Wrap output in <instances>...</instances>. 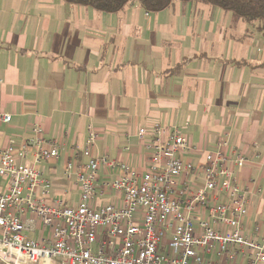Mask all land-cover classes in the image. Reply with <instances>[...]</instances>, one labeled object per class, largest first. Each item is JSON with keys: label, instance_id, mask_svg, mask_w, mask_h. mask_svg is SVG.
<instances>
[{"label": "crops", "instance_id": "0c3cea01", "mask_svg": "<svg viewBox=\"0 0 264 264\" xmlns=\"http://www.w3.org/2000/svg\"><path fill=\"white\" fill-rule=\"evenodd\" d=\"M0 147H19L42 129L40 147L58 148L59 159L37 166L50 197L76 205V173L88 126L97 134L94 155L143 171L149 138L140 128H179L199 154L226 138L246 157L238 174L242 188H260L248 209L244 234L255 235L264 214V38L224 11L201 3L174 2L157 12L130 3L114 14L63 0H0ZM168 130V131H169ZM146 142V143H145ZM35 147L26 160L31 165ZM77 159L70 178L65 164ZM97 204L116 201L101 184ZM253 191V189H251ZM27 240L46 242L48 233L27 214ZM211 264H230L208 256ZM237 252L234 264H247Z\"/></svg>", "mask_w": 264, "mask_h": 264}, {"label": "built area", "instance_id": "2783aa9c", "mask_svg": "<svg viewBox=\"0 0 264 264\" xmlns=\"http://www.w3.org/2000/svg\"><path fill=\"white\" fill-rule=\"evenodd\" d=\"M12 116L0 112V125ZM169 130V129H168ZM159 124L140 128L149 138L143 171L94 155L97 134L90 125L81 150L87 162L76 173L79 199L75 206L50 197V184L37 167L59 159L55 143L40 147L42 129L19 147H0V261L7 264H211L208 256L234 264L237 252L247 264H264L263 223L255 235L244 234L248 209L260 188H242L236 179L246 157L226 138L215 150L192 163L184 156L200 150L179 128ZM35 147L33 164L26 160ZM77 159L65 164L70 178ZM113 177L101 184L116 201L98 205L99 171ZM29 214L47 230L46 242L27 240Z\"/></svg>", "mask_w": 264, "mask_h": 264}, {"label": "trees", "instance_id": "16d2710c", "mask_svg": "<svg viewBox=\"0 0 264 264\" xmlns=\"http://www.w3.org/2000/svg\"><path fill=\"white\" fill-rule=\"evenodd\" d=\"M69 5L90 7L98 12L114 14L130 3H137L145 12L157 13L174 2L201 3L228 14L235 25L241 22L264 38V0H63Z\"/></svg>", "mask_w": 264, "mask_h": 264}, {"label": "rangeland", "instance_id": "374dc122", "mask_svg": "<svg viewBox=\"0 0 264 264\" xmlns=\"http://www.w3.org/2000/svg\"><path fill=\"white\" fill-rule=\"evenodd\" d=\"M50 162H52V161H50ZM50 162H48V163H45V164H49ZM45 164H41V165H45ZM44 168H45V166L43 167V171H44ZM59 199H63L64 201H66V197L65 196H60V198ZM74 203H76L77 204V202H74ZM71 206H75V205H71ZM0 264H7V263H5V262H2V261H0Z\"/></svg>", "mask_w": 264, "mask_h": 264}]
</instances>
